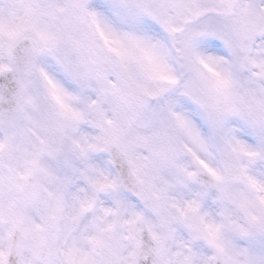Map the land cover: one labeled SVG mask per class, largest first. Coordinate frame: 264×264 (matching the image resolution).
<instances>
[{"label": "snow or ice", "instance_id": "1", "mask_svg": "<svg viewBox=\"0 0 264 264\" xmlns=\"http://www.w3.org/2000/svg\"><path fill=\"white\" fill-rule=\"evenodd\" d=\"M0 264H264V0H0Z\"/></svg>", "mask_w": 264, "mask_h": 264}]
</instances>
